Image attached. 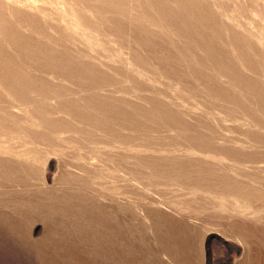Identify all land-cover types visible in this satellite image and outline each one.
<instances>
[{"label": "rangeland", "instance_id": "obj_1", "mask_svg": "<svg viewBox=\"0 0 264 264\" xmlns=\"http://www.w3.org/2000/svg\"><path fill=\"white\" fill-rule=\"evenodd\" d=\"M263 201L264 0H0V264H264Z\"/></svg>", "mask_w": 264, "mask_h": 264}, {"label": "bare ground", "instance_id": "obj_2", "mask_svg": "<svg viewBox=\"0 0 264 264\" xmlns=\"http://www.w3.org/2000/svg\"><path fill=\"white\" fill-rule=\"evenodd\" d=\"M229 62H230V61H229ZM107 91H108V90H107ZM57 112H58V111H57ZM166 124H167V123H166ZM169 132H170V131H169ZM52 133H54V132H52ZM174 135H177V134H174ZM178 137H179V136L177 135V138H178ZM43 139H44V138H43ZM39 140H40V139H39ZM46 140H47V139H46ZM44 141H45V140H44ZM183 141L186 142V143H188V145H189L192 149L195 148V146H194V144H193L194 142L191 141V139H189V138H185V139H183ZM207 142H208V141H207ZM38 143H39V142H38ZM38 143H37V144H38ZM29 147H30V146H29ZM30 148H31V147H30ZM35 149H36V148H35ZM191 151H192V150H191ZM9 152H10V151H9ZM155 152H156V151H155ZM157 152H158V151H157ZM185 152H186V151H185ZM159 153H160V152H159ZM189 153H190V152H189ZM13 154H14V153H13ZM47 154H48V153H47ZM42 155H43V154H42ZM43 156H44V155H43ZM125 157H126V156H125ZM126 159H127V158H126ZM36 161H38V160H36ZM64 162H65V161H64ZM62 163H63V162H62ZM122 168H124V167H122ZM81 173H82V172H81ZM108 179H109V178H108ZM127 179H128V177H127ZM129 180H130V179H129ZM228 180H230L231 183H235V182H236V179H235V178H227V181H228ZM16 187H17V186H16ZM14 188H15V187H14ZM140 188H142V187H140ZM146 191H147V190H146ZM147 192H148V191H147ZM95 195H96V194H95ZM151 195H152V194H151ZM94 198H95V197H94ZM107 199H108V198H107ZM239 199H240V198H239ZM242 199H243V198H242ZM256 199H257V198H256ZM260 200H262V199H260ZM88 202H89V201H88ZM123 202H125V201H123ZM263 202H264V201H263ZM152 203L156 205V204H158V203H160V202L157 201L156 199H155V200L153 199ZM161 203H162V202H161ZM161 203H160V204H161ZM165 204H166V203H165ZM165 204H164V205H165ZM245 204H246V203H245ZM158 205H159V204H158ZM162 205H163V204H162ZM109 206H110V205H109ZM111 206H112V205H111ZM156 206H157V205H156ZM156 206H155V207H156ZM160 206H161V205H160ZM162 208H163V207H162ZM164 210L167 211V212H169V213H171V212H172V213H178L176 209H175L176 211H174V208H173L172 206L167 205V204H166ZM207 210H208V209H207ZM170 211H171V212H170ZM225 211H228V209H225ZM116 212H117V211H116ZM179 213H180V212H179ZM179 215H180V214H179ZM234 215H235V214H234ZM180 216H181V215H180ZM239 217H240V216H239ZM155 220H156V219H155ZM188 220H189V219H188ZM191 221H192V220H191ZM147 223H148V222H147ZM123 224H124V223H123ZM232 229H233V228H232ZM234 235H235V234H234ZM152 236H153V235H152ZM235 236H236V235H235ZM235 236H234V237H235ZM236 237H237V236H236ZM127 242H128V241H127ZM255 242H256V241H255ZM249 244H250V241H249ZM111 250H112V249H111ZM155 250H156V249H155ZM157 251L160 252L161 250H157ZM245 251H246V249H245ZM255 251H256V250H255ZM159 252H158V255H159ZM179 252H180V251H179ZM247 252H249V251L247 250ZM245 253H246V252H245ZM160 254H161V253H160ZM163 254H164V256H167V257L170 258V259L172 258V256H171V255H172L171 251L166 250ZM246 254H247V253H246ZM246 254H245V255H246ZM257 254H258V253H257ZM179 255H180V254H179ZM246 256H247V255H246ZM247 257H248V256H247ZM165 258H166V257H165ZM168 258H166V259H168ZM116 259H117V258H116ZM246 259H247V258H246ZM247 260H248V259H247ZM132 261H133V260H132ZM248 261H249V260H248ZM254 261H255V260H254ZM121 264H122V263H121Z\"/></svg>", "mask_w": 264, "mask_h": 264}]
</instances>
